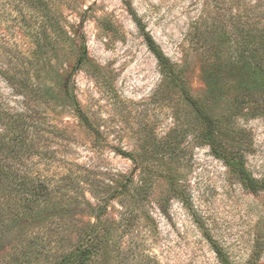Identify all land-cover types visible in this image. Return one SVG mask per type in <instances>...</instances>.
Instances as JSON below:
<instances>
[{
  "label": "rangeland",
  "instance_id": "374dc122",
  "mask_svg": "<svg viewBox=\"0 0 264 264\" xmlns=\"http://www.w3.org/2000/svg\"><path fill=\"white\" fill-rule=\"evenodd\" d=\"M10 1L0 0V15L18 14L20 0ZM43 1L54 21H29L38 32L44 26L39 51L17 21L0 17V37L25 58L14 67L0 48V106L34 115V153L17 168L48 187L25 217L10 198L0 200V264H23L36 241L45 249L34 264H55L96 225L102 244L91 264H220L204 232L234 264H264V116L252 108L264 107V94L234 116L241 83L226 66L234 44L225 39L264 28V0ZM145 33L179 84L163 74ZM210 64L224 69L213 96L203 80ZM200 107L220 121L226 146L242 144L258 193L202 141Z\"/></svg>",
  "mask_w": 264,
  "mask_h": 264
},
{
  "label": "trees",
  "instance_id": "16d2710c",
  "mask_svg": "<svg viewBox=\"0 0 264 264\" xmlns=\"http://www.w3.org/2000/svg\"><path fill=\"white\" fill-rule=\"evenodd\" d=\"M12 2L13 0L8 4L10 5ZM20 3H23V5L20 6ZM13 7L17 10L18 14L14 15L12 14V10H10L8 13H1L0 17L17 21L19 26L26 31L27 37L36 44V49L38 51L41 50L42 44L38 37L45 31L44 26L42 32H38L29 21L33 19L37 21L41 17L51 21L53 17L50 13H47L48 6L43 0H20V2ZM235 34L237 36L225 34V39L234 44V55L230 56V64H226V66L232 69L233 76H236L234 78L236 80L239 78L237 81L241 83V85H239L240 92L238 94L239 97H237L234 116L237 115V110L244 105H259L255 102L256 96L260 92L264 94V28L259 29L255 26H248L238 29ZM144 38L148 49L157 59L163 74L170 79V82L178 83V74L162 48L155 42L150 34L145 33ZM215 46L209 49L215 54V61L221 60L222 57L220 55L221 53L223 54V51H221L223 47L221 45ZM17 47L18 46L11 44L10 41L6 42L0 37V48L5 50L6 53L8 52L7 57L9 58V63L14 67H18L25 59L22 52L18 50ZM85 56L84 50L80 58L81 63ZM213 65L214 64H210L208 67L204 68L203 73V80L208 88L209 96H213L217 92L224 74V69L221 64L215 66L214 69ZM2 71H4L3 63L0 60V73H2ZM5 73L6 72L2 74ZM7 78H9L10 82L16 80L15 76L11 74H8L6 79ZM24 81L27 82V79H24ZM22 85L25 84L21 83V86ZM45 95L50 96V93L46 92ZM187 99L192 104H197L190 95H187ZM74 107L84 124H88V119L75 98ZM253 107V116H264V107L252 106V108ZM197 110V117L202 122V141L211 147L213 154L217 158L223 160L228 167L236 172L240 182L246 190L254 194L258 193L261 187L259 182L249 173L245 166L243 154L244 147L242 144L240 143L237 146H226L225 142L228 141L224 139L227 138L225 135L222 136L220 121L216 120L215 117L210 115L202 107ZM31 116L34 115L32 114ZM31 116L24 113H12L0 106V200L5 197L10 198L9 200L13 201V206L21 207V214L23 217H25L24 215L32 213L31 211L35 208L41 206L40 202L42 203V200H45L44 198L48 195V187L46 184L38 180H36L38 181L36 182L34 178L24 175L22 171L17 168L18 164L22 163V159L26 154L29 155L34 153V139L29 134V128H35V124L28 122ZM122 154L130 156L129 153L124 152ZM146 188V186H142L138 189L144 192ZM19 203L21 204L18 205ZM18 215L19 211L14 210L12 216L9 218L10 224H12L15 219H18ZM33 222L29 225L30 228L34 226ZM4 223L5 222H0V225ZM204 234L215 252L219 263L234 264L217 242L214 241L207 232H204ZM35 239L38 240L37 237H35ZM101 241L102 234L100 227L96 225L88 232L85 242L80 244L75 251L62 255L59 258L57 257L58 259L55 261V264H91L92 259L98 252L97 250L101 248ZM44 249L45 246H40L39 241L34 242L31 247L25 249L26 251L23 256L26 258L23 264H34L35 261L40 258V253ZM7 264H15V262Z\"/></svg>",
  "mask_w": 264,
  "mask_h": 264
}]
</instances>
